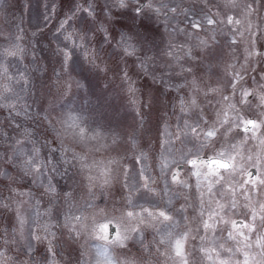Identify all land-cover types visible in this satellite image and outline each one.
Segmentation results:
<instances>
[{
    "label": "clouds",
    "instance_id": "clouds-1",
    "mask_svg": "<svg viewBox=\"0 0 264 264\" xmlns=\"http://www.w3.org/2000/svg\"><path fill=\"white\" fill-rule=\"evenodd\" d=\"M246 3L247 0H235L232 6L225 7L224 0H151L146 7L140 0H123V6L118 7L114 0H94L95 14L72 15L71 23L64 17L69 16L72 0H55L56 15L47 22L40 19L37 7L33 8L36 19L31 27L25 26L27 32L34 33L28 40L34 57L30 69L26 67L29 83L23 91L29 112L26 123L35 131L37 145L44 154H63L69 160L67 174H59L55 180L58 189H77L79 204L73 211H78L81 223L86 224L78 241L85 253V264H107L103 253L112 251L114 222L128 229L138 223L137 218L127 216L129 208L160 203L158 192L153 195L141 186V170L160 187L166 176L170 180L168 168L185 174L189 159L203 161L204 153L211 156L222 142L216 136L208 139L193 135L188 127L195 124L202 128L200 118L204 116V123L213 126L222 120L230 121L234 133L240 126L237 121L255 118L261 112L246 97L243 102L238 100L241 88L248 86V77L252 82L250 91L258 88L252 73L259 62L245 71L247 63L242 61L237 71H245V75L240 77V87H234L229 82L230 50L222 43L224 35L232 36L224 28V15L238 16L241 32L237 36L243 35L240 43L247 48L246 26L251 23L255 27L260 18L244 7ZM9 4V15L19 16L17 0H9ZM173 7L187 10L189 19L213 14L220 27L214 24L212 28L193 31L189 21L180 23L183 11L172 12ZM236 26L232 25L233 31ZM231 65L236 66L235 59ZM133 100L137 101L135 105ZM69 115L88 128L101 127L117 133V142L107 150H90L63 130V121ZM182 121L188 122L187 127L182 126ZM233 139L240 142L239 137ZM252 147L249 145V151ZM77 154H86L89 163L115 161L107 188H97L92 195L83 192L86 182ZM164 162L168 168L163 167ZM236 162L240 165L239 159ZM239 179L237 175L235 182L230 178L229 182ZM125 182L132 196L130 204L125 198ZM24 185L44 195L38 193L41 181L14 170L0 182V196L7 197L8 188ZM31 207L22 206L25 226L17 230L18 242L0 239V250L12 244V251L0 258V264H25L20 252L27 240V227L31 226ZM57 208L60 210L61 204ZM105 227L108 236L102 231ZM128 251L138 255L134 249ZM112 254L123 259L118 252ZM150 264L158 262L151 260Z\"/></svg>",
    "mask_w": 264,
    "mask_h": 264
},
{
    "label": "snow or ice",
    "instance_id": "snow-or-ice-1",
    "mask_svg": "<svg viewBox=\"0 0 264 264\" xmlns=\"http://www.w3.org/2000/svg\"><path fill=\"white\" fill-rule=\"evenodd\" d=\"M140 2L148 7L151 0ZM234 2L224 0V6L230 7ZM114 3L123 6V0H114ZM72 4L69 16L64 17L68 23H71L72 15L91 17L95 14L94 0H72ZM17 5L19 16H10L9 0H0V110L7 113L0 116V182L8 173L19 170L41 181L38 193L44 195L27 190V185L8 188V196H0V239L18 242L17 230L25 226L22 206L31 204L28 213L31 226L27 227V240L21 245L20 252L25 264H85V253L78 241L86 224L81 223L79 212L73 211L79 204L77 189H58L55 180L59 174L66 175L71 165L63 154L49 157L37 145L35 131L26 123L29 112L23 99V91L29 83L26 67L30 69L34 57V53L29 52L31 44L28 42L34 33L26 31L25 18L37 7L41 20L52 19L56 15L55 0H36L35 5L33 0H17ZM244 7L260 18L255 27L251 23L246 26L247 48L240 43L243 35L237 36L241 32L238 16L224 15V28L232 36L224 35L222 43L230 50L228 66L232 78L229 82L234 87L239 88L240 77L259 62V67L252 73L258 88L250 91L252 82L248 77V86L241 88L238 100L243 102L246 97L252 104H257L261 112L255 118L248 116L237 121L240 126L234 133L230 121L222 120L213 126L204 123L202 116V128L194 124L188 131L208 139L216 136L222 142L217 144V150L211 156L206 151L203 161L189 159L185 174L173 171L164 162L170 180L166 176L163 187L155 185L141 170L138 174L141 186L153 195L158 192L160 203L129 208L127 216L138 219L131 229L119 221L114 222L110 237L112 251L103 253L107 264H150L151 260L158 264H264V75H261L264 74V16L261 15L264 0H247ZM171 11H183L184 20L180 23L189 21L188 27L193 31L212 28L214 24L220 27L213 14L189 19L187 10L173 7ZM251 18L249 15V21ZM233 24L237 25L235 31ZM232 59L236 66L231 65ZM242 61H246L247 67L238 72L237 67ZM132 103L135 105L137 101ZM181 123L183 127L188 125L187 121ZM63 125L67 134L90 150H107L119 138L117 133L101 127L88 128L71 115ZM165 131L171 134L167 127ZM233 136L239 137L240 142L236 143ZM249 145H253L250 151ZM77 159L86 182L84 193L92 195L97 188L103 190L109 186L115 161L93 160L89 163L86 154H77ZM237 175L240 179L233 183ZM229 178L233 182H229ZM123 188L126 200L132 203L126 182ZM173 196L183 199L179 208L174 207ZM58 204H61L60 210ZM102 231L105 236L109 235L106 227ZM130 248L138 255L131 254ZM10 251L12 244H8L6 250H0V258ZM112 252L120 253L123 259Z\"/></svg>",
    "mask_w": 264,
    "mask_h": 264
},
{
    "label": "rangeland",
    "instance_id": "rangeland-1",
    "mask_svg": "<svg viewBox=\"0 0 264 264\" xmlns=\"http://www.w3.org/2000/svg\"><path fill=\"white\" fill-rule=\"evenodd\" d=\"M35 16L33 14H30L28 17L25 18V25L24 26H28L31 27L33 22L35 21ZM7 113L3 112L2 110H0V116L6 115ZM193 193H194V189H193ZM183 199L178 200L176 202H174V207L178 208L180 207V205L183 203ZM191 211V210H190ZM151 239V238H150Z\"/></svg>",
    "mask_w": 264,
    "mask_h": 264
},
{
    "label": "flooded vegetation",
    "instance_id": "flooded-vegetation-1",
    "mask_svg": "<svg viewBox=\"0 0 264 264\" xmlns=\"http://www.w3.org/2000/svg\"><path fill=\"white\" fill-rule=\"evenodd\" d=\"M193 184H194V180H193ZM160 187H163V185H160ZM182 200V198H176L175 196H173V202H176L178 200ZM179 208V207H178ZM148 238H151V232L148 233Z\"/></svg>",
    "mask_w": 264,
    "mask_h": 264
}]
</instances>
